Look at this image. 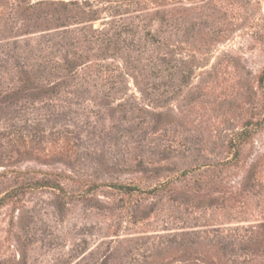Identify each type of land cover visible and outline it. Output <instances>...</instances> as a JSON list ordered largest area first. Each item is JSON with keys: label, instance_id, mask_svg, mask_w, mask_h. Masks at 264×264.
<instances>
[{"label": "rangeland", "instance_id": "obj_1", "mask_svg": "<svg viewBox=\"0 0 264 264\" xmlns=\"http://www.w3.org/2000/svg\"><path fill=\"white\" fill-rule=\"evenodd\" d=\"M1 199L0 264H264V0H0Z\"/></svg>", "mask_w": 264, "mask_h": 264}, {"label": "trees", "instance_id": "obj_2", "mask_svg": "<svg viewBox=\"0 0 264 264\" xmlns=\"http://www.w3.org/2000/svg\"><path fill=\"white\" fill-rule=\"evenodd\" d=\"M261 82H262V81H261ZM128 190H129V192H132L131 189H128ZM134 190H137V189H134ZM157 190H158V189L153 190V193H156ZM127 192H128V191H127ZM3 200H4V199H1V200H0V203L3 202Z\"/></svg>", "mask_w": 264, "mask_h": 264}]
</instances>
